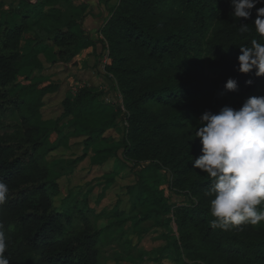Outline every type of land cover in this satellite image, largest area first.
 <instances>
[{
  "label": "trees",
  "instance_id": "obj_1",
  "mask_svg": "<svg viewBox=\"0 0 264 264\" xmlns=\"http://www.w3.org/2000/svg\"><path fill=\"white\" fill-rule=\"evenodd\" d=\"M17 1L6 11L0 4V120L10 114L19 118L18 125L0 122V180L9 187L7 201L0 206V224L9 264L98 263L102 230L90 220L94 213L60 211L54 200L61 178L43 162L49 135L65 117L73 120L68 127L72 135L84 137L87 148H98L94 164L114 159L121 150L123 159L139 168L136 198L156 206L142 221L154 211L174 224L177 236L170 247L178 264H264V222L231 230L211 227L212 197L206 191L212 179L192 166L201 154L194 135L201 127L202 114L193 104L198 95L223 93L236 109L250 97L264 96V76H255V70L237 71L239 47L250 46L252 39L264 43L252 27L256 9L264 2L251 10L249 19L238 20L230 0H118L98 31L108 55L104 71L121 94L127 124L124 138L114 142L107 133L117 127L118 109L90 88L64 98L60 119L51 123L53 128L46 127L43 100L59 88L31 84V78L43 77L41 58L70 64L78 49L91 43L83 20L71 18L48 33L47 40L57 50L53 60L39 49V40L24 50L25 32L46 16L52 0ZM241 24L249 26L247 33L239 31ZM25 69L30 82L18 86L17 76ZM230 78L237 82L235 92L224 89ZM164 174L170 176V193L184 201L168 204L153 192L154 182ZM126 189L130 195L133 187ZM74 219L82 223L81 229H75Z\"/></svg>",
  "mask_w": 264,
  "mask_h": 264
},
{
  "label": "rangeland",
  "instance_id": "obj_2",
  "mask_svg": "<svg viewBox=\"0 0 264 264\" xmlns=\"http://www.w3.org/2000/svg\"><path fill=\"white\" fill-rule=\"evenodd\" d=\"M117 2L118 0H71L64 3L61 0H52V5L46 7V16L27 29L21 45L26 50L39 40L42 42L39 49L48 60H53L57 50L47 40L53 26L62 25L67 19L81 18L82 27L89 28V25H94L93 22L92 24L86 22V25L84 23L92 10L89 7L113 8ZM17 3V0H0L3 11L11 9L10 7ZM8 19L18 22L15 16L9 15ZM82 49L80 47L77 54L81 53ZM104 54L101 48L93 52H84L81 58H76L77 62L73 65L51 64L41 58L43 72L40 75L43 77L31 78V84L40 88L49 85H56L59 88L56 93L48 94L43 100L41 118L46 122L47 128H53L54 125L51 123L60 119L62 100L73 98L82 88L95 90L102 100L105 96L109 100L119 102L115 82L102 69L101 60ZM79 67L88 68L82 70L84 72L81 74L77 70ZM29 75L28 69L22 70L16 79L18 86L27 85L30 82L26 80ZM193 104L199 114L205 111L217 113L225 106L235 105L223 93L216 92L206 97L198 95ZM115 108L118 109L117 127L107 135L114 139V142H118L124 138L126 122L123 111ZM0 122L5 125H18L19 118L15 114H10ZM72 122L71 117L62 118L56 126L57 130L51 131L43 150V162L47 169L61 178L59 195L54 200L55 206L68 214L73 212L74 208L84 211L88 209L96 216L94 218L90 215L94 226L102 230L97 264H178L177 256L173 254L175 251L170 247L172 239L177 236L174 224L167 223L166 216L154 211L149 213L148 219L142 221L145 213L152 208L156 209V206L141 203L140 199L136 198L139 191L136 173L139 172V168L132 167L125 161L121 150L114 159L107 160L104 164H94L92 157L98 148L95 146L87 148L84 145V137L72 135V131L68 130ZM169 181L170 176L164 174L154 182L153 192L168 204L175 205L184 201L170 193ZM126 187H133L130 195ZM74 225L77 230L82 228V223L77 219H74Z\"/></svg>",
  "mask_w": 264,
  "mask_h": 264
},
{
  "label": "clouds",
  "instance_id": "obj_3",
  "mask_svg": "<svg viewBox=\"0 0 264 264\" xmlns=\"http://www.w3.org/2000/svg\"><path fill=\"white\" fill-rule=\"evenodd\" d=\"M235 19L247 20L251 10L264 0H230ZM264 38V7L256 9L252 26ZM241 33L249 26L241 24ZM237 58L241 74L255 70L264 76V43L252 39L250 46L239 47ZM252 81H246L251 84ZM227 92L237 90V82L228 79ZM201 127L194 131L201 144L193 168L212 179L206 195L212 197L209 213L211 227L231 230L264 222V96L248 98L240 108L225 106L217 113L205 111L199 118ZM9 187L0 180V206L7 201ZM4 226L0 224V264H9Z\"/></svg>",
  "mask_w": 264,
  "mask_h": 264
},
{
  "label": "crops",
  "instance_id": "obj_4",
  "mask_svg": "<svg viewBox=\"0 0 264 264\" xmlns=\"http://www.w3.org/2000/svg\"><path fill=\"white\" fill-rule=\"evenodd\" d=\"M80 4V1H78ZM117 5V4H116ZM114 5V7L116 6ZM113 7V8H114ZM90 9H92L90 11V16L88 18L85 19V25L88 24H92L91 22L94 23V25H89V28L87 27H82L83 31H84V35L86 37V40L91 43L87 48H83L82 52L77 54L76 57L73 59V61L71 62V65L75 64V62H77L76 58H81L82 55L84 54V52H93V51H97L98 49H103L102 46H100V42H101V36L99 35L98 31L99 28L101 27V25L103 24V22L107 19V17L110 15L111 11L113 8H109L107 7L106 9L102 8V6H97V8L94 7H89ZM94 9V11H93ZM87 22V23H86ZM97 37V39H95ZM97 40H99L97 42ZM99 60V56L97 58V61ZM94 61V60H93ZM94 67L91 66V68ZM88 68V67H86ZM86 68H77L78 71H80L79 73L83 74Z\"/></svg>",
  "mask_w": 264,
  "mask_h": 264
},
{
  "label": "built area",
  "instance_id": "obj_5",
  "mask_svg": "<svg viewBox=\"0 0 264 264\" xmlns=\"http://www.w3.org/2000/svg\"><path fill=\"white\" fill-rule=\"evenodd\" d=\"M102 39V38H101ZM106 47V46H105ZM105 52V54H104V56H103V59L101 60V64H102V69L104 70V67H105V65L108 63V55H107V51L105 50L104 51ZM106 74V73H105ZM107 75V74H106ZM110 79H111V77L109 76V75H107ZM117 96H118V99H119V102L118 103H116V102H114V101H112V100H109V98L108 97H105L104 96V98H103V102L105 103V104H108V105H112V106H115V107H118V108H120V110L121 111H123V113H125V111H124V108H123V105H122V97H121V94L119 93V91L117 90ZM126 124V123H125ZM126 126H127V124H126Z\"/></svg>",
  "mask_w": 264,
  "mask_h": 264
}]
</instances>
